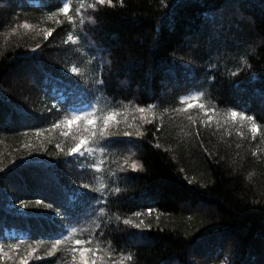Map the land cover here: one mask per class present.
<instances>
[{
  "label": "trees",
  "instance_id": "1",
  "mask_svg": "<svg viewBox=\"0 0 264 264\" xmlns=\"http://www.w3.org/2000/svg\"><path fill=\"white\" fill-rule=\"evenodd\" d=\"M81 111L117 117L69 155ZM77 239L105 264H264V0H0V264H73Z\"/></svg>",
  "mask_w": 264,
  "mask_h": 264
},
{
  "label": "snow or ice",
  "instance_id": "2",
  "mask_svg": "<svg viewBox=\"0 0 264 264\" xmlns=\"http://www.w3.org/2000/svg\"><path fill=\"white\" fill-rule=\"evenodd\" d=\"M96 2L100 5H103L105 3H111V0H96ZM69 11V4L68 3H64L63 7L59 9V13H67ZM52 15H57V13H53ZM51 18V17H49ZM23 27H28V25H23ZM50 34V33H49ZM72 38L69 37V40H71ZM71 71L73 73H76L78 70L73 67L71 69ZM233 75H236L235 73H233ZM198 96H192V97H188L187 100H182L181 103H188L189 107H198L200 109H203L205 111V115H208V110L205 109V105L198 103ZM139 112L143 113L145 111L144 108H139L138 109ZM117 117V113L115 112H109L107 115H105L102 118V123L100 121H98L97 119H95L92 115L91 112H87V111H81L79 113H73L70 117L66 118L63 123L68 126L71 127L73 125H77L76 130L80 131V126H83V130L85 132L90 133L91 135L88 138H82L79 140V142L72 147L71 149H69V155L75 154V153H82V149L86 150V151H91L92 149L90 148H86V145L88 144L89 139L91 138V136H95L97 130L99 131L100 135L103 136L105 130L109 127L110 122L114 121ZM227 118L229 120H234V119H240V120H247L250 122V128L249 131L252 133L253 137H255L256 132H257V124L254 122V118L251 115H244L242 112L239 111H235V110H229L227 112ZM59 126V125H57ZM67 134V133H65ZM125 135H128V133H125ZM82 187H88L87 185H82ZM79 195L81 196H86L87 193H79ZM41 200H37L36 204H40ZM48 207H51V205H47ZM20 208H27L28 205L25 204L23 201L20 203L19 205ZM149 211H151V209H149ZM63 213L61 212H57V215H62ZM139 214V213H138ZM125 224H128L129 221L125 220L124 221ZM63 243V241L60 238H55L52 242V248H51V252H55L57 250V247L59 245H61ZM91 244L90 240H81V239H77L73 242V246H72V261L73 264H105V260H104V254L101 253V250L96 247H90L89 245ZM9 247L11 248H15V245H10ZM51 252L49 253V255H51ZM4 258V252H3V246L0 245V260H3ZM130 258V257H129ZM19 264H27V259H21L19 261Z\"/></svg>",
  "mask_w": 264,
  "mask_h": 264
},
{
  "label": "rangeland",
  "instance_id": "3",
  "mask_svg": "<svg viewBox=\"0 0 264 264\" xmlns=\"http://www.w3.org/2000/svg\"><path fill=\"white\" fill-rule=\"evenodd\" d=\"M76 154H80V153H76ZM263 249H264V246H263ZM263 251V250H262ZM264 252V251H263Z\"/></svg>",
  "mask_w": 264,
  "mask_h": 264
}]
</instances>
